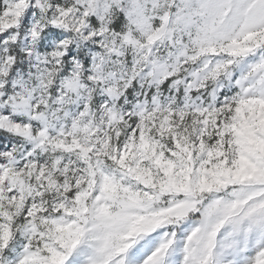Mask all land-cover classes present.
Instances as JSON below:
<instances>
[{"label":"snow or ice","instance_id":"1","mask_svg":"<svg viewBox=\"0 0 264 264\" xmlns=\"http://www.w3.org/2000/svg\"><path fill=\"white\" fill-rule=\"evenodd\" d=\"M0 264H264V0H0Z\"/></svg>","mask_w":264,"mask_h":264}]
</instances>
